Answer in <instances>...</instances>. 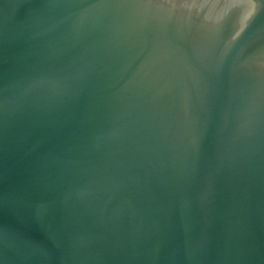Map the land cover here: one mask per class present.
Masks as SVG:
<instances>
[{
  "label": "water",
  "instance_id": "water-1",
  "mask_svg": "<svg viewBox=\"0 0 264 264\" xmlns=\"http://www.w3.org/2000/svg\"><path fill=\"white\" fill-rule=\"evenodd\" d=\"M0 264H264V0H0Z\"/></svg>",
  "mask_w": 264,
  "mask_h": 264
}]
</instances>
